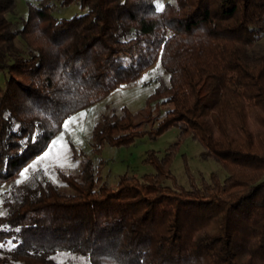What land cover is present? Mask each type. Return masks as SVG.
<instances>
[{"label":"trees","instance_id":"1","mask_svg":"<svg viewBox=\"0 0 264 264\" xmlns=\"http://www.w3.org/2000/svg\"><path fill=\"white\" fill-rule=\"evenodd\" d=\"M160 1L36 0L18 28L7 17L16 0H0V185L69 118L157 62L168 79L158 77L145 109L103 114L92 151L180 131L164 156L147 152L153 172L120 175L115 187L82 153L79 173L59 172L67 190L50 180L17 188L0 214V245H12L0 264H60L58 253L88 264H264V0ZM73 4L80 14L54 15ZM189 138L224 180L198 181L183 155L189 186L178 182L173 164Z\"/></svg>","mask_w":264,"mask_h":264},{"label":"rangeland","instance_id":"2","mask_svg":"<svg viewBox=\"0 0 264 264\" xmlns=\"http://www.w3.org/2000/svg\"><path fill=\"white\" fill-rule=\"evenodd\" d=\"M29 2L36 3V0H16L14 9L7 15L8 19L18 28H21L24 21L27 19ZM174 2L175 0H161L158 3V8L162 10L166 3ZM80 13V7L77 4H73L66 8H60L59 5H56L54 9V15L58 18H71ZM17 44L19 46L24 45V43L20 41ZM258 49L264 50V38L260 41ZM160 76L168 79V75L161 63L157 62L152 68L144 72L137 81L119 86L118 89L104 101L69 118L67 121H71L75 118V122L69 123L68 128H65L63 125L61 133L50 143L45 152L26 167L29 168L27 180L18 184L17 181L22 179L21 175H19L16 182L0 185L1 215L7 213L5 207L6 201L10 199V201L14 202L15 199L12 193L18 194V189L23 185L32 186L44 180H50L61 189L67 190L66 185L60 180L59 172L67 174L79 173L83 161L82 153H85V155L94 161L95 166L100 168L103 179L113 187L117 185L120 175L128 174L130 176L141 177L146 173L153 172L151 167L145 166L142 163L147 152L155 150L160 152L161 157L164 156L165 150L177 141L180 134L178 129H171L156 140L145 137L136 141V143L130 147H106L101 156H97L93 153L91 144L93 127L103 114L108 113L112 109H116L118 115L121 116L124 107H127L133 113L145 109L149 97L155 92L158 86V77ZM145 77H147V79H144ZM164 110L165 109H162V113H164ZM81 114L84 115L81 116ZM149 128V125L145 126L146 130ZM75 151L78 153V159L74 158ZM46 152L49 153V156L42 159ZM203 152V147L191 138L182 143L181 150L173 164V173L181 185L185 187L189 186V178L184 168L183 155H186L191 171L198 181L202 178L209 180L212 173L220 175L223 180L227 177V173L217 162L213 160H204L202 158L201 154ZM65 161L67 163H65ZM61 163H64L65 166L61 167ZM33 164H36L35 169L30 167ZM68 164L74 166L69 167ZM11 246L12 245L8 244L0 247L1 259L4 258L6 252L11 250ZM52 258L60 264H88L86 257L71 253H58Z\"/></svg>","mask_w":264,"mask_h":264},{"label":"snow or ice","instance_id":"3","mask_svg":"<svg viewBox=\"0 0 264 264\" xmlns=\"http://www.w3.org/2000/svg\"><path fill=\"white\" fill-rule=\"evenodd\" d=\"M159 66V65H158ZM144 79H147V77H145ZM84 114H81V116H83ZM75 122V118H73V120H71V121H67V122H65V124H64V127L65 128H68V125H69V123H74ZM49 156V153L48 152H46L45 154H44V157H42V159H45V158H47ZM65 163H67L66 161H65ZM60 166L61 167H63V166H65V164L64 163H61L60 164ZM68 166L69 167H72V166H74V165H71V164H68ZM32 169H35L36 168V164H33V165H31L30 166ZM29 173V168H25L22 172H21V180H18L17 181V183L19 184V183H22L23 181H25V180H27L28 179V174ZM0 214H2V213H0ZM0 247H2V245H0Z\"/></svg>","mask_w":264,"mask_h":264}]
</instances>
